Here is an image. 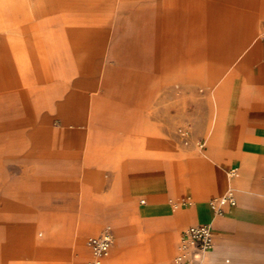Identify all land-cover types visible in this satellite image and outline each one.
<instances>
[{
	"label": "rangeland",
	"instance_id": "rangeland-1",
	"mask_svg": "<svg viewBox=\"0 0 264 264\" xmlns=\"http://www.w3.org/2000/svg\"><path fill=\"white\" fill-rule=\"evenodd\" d=\"M0 19L12 23L0 29V236L31 237L23 251L35 249L36 264H84L61 237H76L94 215L82 196L147 211L148 193L166 181L156 142L189 154L175 159L189 179L190 153L203 146L210 62L253 24L264 46V0H0ZM141 133L147 152L123 146ZM114 136L119 147L109 146L106 156L119 168L98 166L96 140L109 145ZM194 175L207 185L206 171ZM178 187L179 207L187 208L184 182ZM225 192L200 202L207 208ZM156 224L142 219L134 228ZM158 224L165 229L167 221ZM189 226L180 225V235ZM107 231L77 237L87 264L96 260L89 240ZM65 247L69 260L61 256ZM52 250L54 260L46 256ZM136 264L161 263L149 257Z\"/></svg>",
	"mask_w": 264,
	"mask_h": 264
},
{
	"label": "crops",
	"instance_id": "crops-1",
	"mask_svg": "<svg viewBox=\"0 0 264 264\" xmlns=\"http://www.w3.org/2000/svg\"><path fill=\"white\" fill-rule=\"evenodd\" d=\"M10 26V21L0 19V29ZM253 28L254 24L246 38L238 36L235 48L215 56L206 70L205 86L209 89L204 114L206 128L203 146L190 153L189 179L175 161L176 158L187 159L189 154L171 142L160 140L155 143L160 149L156 155L166 181L164 188L148 193L144 203L149 213L139 214L127 204L119 210L111 199L90 202L82 196V207L92 209L94 215L79 226L76 237H61L70 244V249L79 253L84 264H87V247L77 237L111 231L113 243L102 264H136L149 257L166 264L171 255L179 251V226L202 224L209 225L213 233V246L203 257L204 264H264V46L258 45L259 37L252 35ZM260 39L261 43L263 38ZM140 136L138 141L125 140L123 146L127 148L135 143L147 152L149 141L144 133ZM116 138L114 136L109 145H101L96 140L95 146L103 152L95 156L98 166L111 164L114 169L119 168L117 160L108 161L109 156H106L109 146L119 147ZM232 170L234 172L230 173ZM205 171L207 185L204 187L197 183L194 173ZM179 180L184 182L192 200L184 209L179 207ZM224 189L233 194L235 206H224L221 212L214 214L209 205L206 208L200 202L204 196H219ZM164 208L166 213L159 214ZM127 212L134 215L130 221L125 220ZM142 219L157 224L149 230L134 228ZM161 220L167 221L165 229L158 224ZM189 221L193 224L187 223ZM51 236L58 237L57 234ZM133 241L140 245L135 246ZM31 243V237L20 233L1 235L0 264H36V250L29 248L27 255L24 252ZM56 254L52 250L46 256L54 260ZM61 256L69 260V249L65 247Z\"/></svg>",
	"mask_w": 264,
	"mask_h": 264
},
{
	"label": "built area",
	"instance_id": "built-area-1",
	"mask_svg": "<svg viewBox=\"0 0 264 264\" xmlns=\"http://www.w3.org/2000/svg\"><path fill=\"white\" fill-rule=\"evenodd\" d=\"M180 134L185 137L187 132L180 130ZM233 172L234 170L230 171V173ZM224 206H235L234 196L229 190L219 201L212 200L209 202V207L214 212H221ZM112 243L113 237L108 231L89 240V245L98 257L104 256ZM181 244L186 253L176 256L170 264H198L199 258L195 252H206L213 246V233L210 226L202 224L187 228L181 234Z\"/></svg>",
	"mask_w": 264,
	"mask_h": 264
},
{
	"label": "bare ground",
	"instance_id": "bare-ground-1",
	"mask_svg": "<svg viewBox=\"0 0 264 264\" xmlns=\"http://www.w3.org/2000/svg\"><path fill=\"white\" fill-rule=\"evenodd\" d=\"M207 162V161H206ZM230 175V174H229ZM210 182V181H209ZM223 198V197H221ZM221 198L219 199H216L215 201H219ZM219 212H214V214H218ZM108 251L109 249L107 250V252L105 253L104 256L102 257H98L96 255V260H95V264H101L102 260L108 255ZM210 251V250H209ZM209 251H206V252H195L196 256L199 258V263L198 264H204V260H203V257L209 252ZM183 253H186L185 250H183L182 248V244H181V237H180V246H179V251L177 252V254L175 255L176 256H179Z\"/></svg>",
	"mask_w": 264,
	"mask_h": 264
}]
</instances>
